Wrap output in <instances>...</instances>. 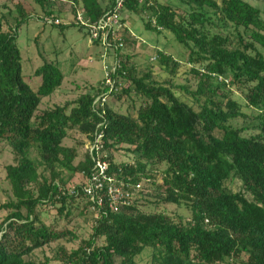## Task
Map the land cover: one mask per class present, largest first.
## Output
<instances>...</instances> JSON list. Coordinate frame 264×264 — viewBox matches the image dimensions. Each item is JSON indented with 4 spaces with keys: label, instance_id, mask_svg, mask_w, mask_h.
<instances>
[{
    "label": "trees",
    "instance_id": "trees-1",
    "mask_svg": "<svg viewBox=\"0 0 264 264\" xmlns=\"http://www.w3.org/2000/svg\"><path fill=\"white\" fill-rule=\"evenodd\" d=\"M58 1L33 0L41 14H29L18 4L13 23L0 17V153L8 149L14 161L4 169L11 199L0 205L6 213L0 222V264H50L28 258L58 242L77 243L74 250H57L60 264H137L146 250L149 264H264L261 11L244 0H174L175 8L157 0L141 5L125 0L121 22L129 27V16L135 15L146 32L167 33L185 51L184 63L162 49H152L156 61L148 60L171 78L181 64L188 66L185 85L158 82L151 71L140 76L139 65L125 52L128 45L138 48L137 42L126 40L123 50L107 56L118 61V68L111 74L116 91L107 94L104 114L92 107L108 91L104 80L72 102L39 111L64 75L57 63L44 61L33 73L40 79L33 91L22 75L17 40L20 27L35 17L59 18L60 25L39 24L43 28L83 30L62 21L68 14L64 10L55 13ZM114 3L108 0L103 7L98 0H73L69 14L82 9L92 23ZM187 77L193 78V89ZM125 99L132 108L139 102L135 118L110 106V101ZM245 121L252 124L249 129ZM72 131L90 145L102 135L100 153L106 156L108 174L144 181L140 201L119 213L105 204L94 217L82 186L97 153H85L74 165L77 149L62 145ZM119 150L126 151L125 161L115 160ZM32 151L38 161L31 159ZM75 175L81 182L73 189ZM151 201L186 213L144 211ZM47 206L58 216L51 225L38 211ZM75 216L91 224L88 239L69 227Z\"/></svg>",
    "mask_w": 264,
    "mask_h": 264
},
{
    "label": "rangeland",
    "instance_id": "rangeland-1",
    "mask_svg": "<svg viewBox=\"0 0 264 264\" xmlns=\"http://www.w3.org/2000/svg\"><path fill=\"white\" fill-rule=\"evenodd\" d=\"M69 1L72 2L73 0H59L55 13L60 9L62 11L64 10V14H68L66 16L64 15L65 18L62 17V21L65 20L70 23L73 20V16L69 14ZM98 1L103 7L108 4V0ZM157 1L160 4L170 5L173 8L179 6L174 0ZM244 1L258 8L264 19L263 0ZM18 4L22 5L23 9L29 14H41L40 8L33 2V0H0V17L3 14L10 23H13V19L17 17L14 7ZM2 6H5V8L3 9ZM129 20V28L139 41L137 42L138 48L128 45L125 52L133 56V61L139 65V75L141 76L142 74L151 71L153 78L158 82L171 79L175 85H185L184 76L188 72V66L181 64L177 76L171 78L165 74L162 69L158 68L156 64L152 63V65L148 61L153 51L152 49H162L166 53L171 54L175 59L183 61L184 63L186 59L185 51L177 46L167 33L157 36L146 32L143 28V23L135 15H130ZM17 45L21 54V67L24 81L33 91H36L40 86V79L35 78L33 73L44 63V61L51 64L57 63L59 70L64 75L60 88L57 89L54 95L42 101L39 111L72 102L81 93L88 91L92 87H96L97 84L105 78L104 66H109L111 64L110 59L102 61L99 58L100 54H102V49L99 47H93L89 44L85 29L78 30V28L70 27L61 32L58 28H43L33 19L20 27ZM262 53L264 55V51H262ZM187 78L193 89V78ZM239 94L236 95L239 96ZM131 103L130 100L126 99L123 100V102L110 101V106L121 114H131V116L135 118L136 113H134V111L138 107L139 102L137 101V103L134 104V108L131 107ZM238 125H243V123L239 121ZM245 125L247 129L252 126L249 121H245ZM68 135V138L63 141L62 145L64 147L77 149L78 158L74 162L75 165L83 160L84 154L88 152L89 143L85 141L82 135L75 131L69 132ZM125 152V150H119V152H116L114 156L115 160L125 161L128 158ZM30 157L32 160L38 161V157L34 151L31 152ZM12 164H14L12 154L8 149L3 150L2 153H0V205H3L11 199V191L5 180L4 169L6 166ZM39 171H41V169H39ZM80 182V177L75 175L70 184L71 186H75L80 184ZM232 189L234 191L237 190V181L234 182ZM143 208L144 211L147 212L162 210L168 214H173L175 212L181 214L186 213L184 208L177 209L173 205H155L152 201L148 205H144ZM38 211L46 225H51L58 217L56 209L51 206L41 207ZM5 215V212L0 211V222L4 219ZM60 224H64V221H60ZM69 227L75 229L81 239H88V236L91 233V224L88 220L86 221L85 217L80 218L75 216ZM60 247L66 249V251H71L76 249L77 243L68 244L65 242H58L45 246L36 250L28 260L44 262V260L47 259L50 264H60V261L57 260L58 258L56 257L57 250ZM150 255L151 252L146 250L143 255L136 259L137 264H149Z\"/></svg>",
    "mask_w": 264,
    "mask_h": 264
},
{
    "label": "built area",
    "instance_id": "built-area-1",
    "mask_svg": "<svg viewBox=\"0 0 264 264\" xmlns=\"http://www.w3.org/2000/svg\"><path fill=\"white\" fill-rule=\"evenodd\" d=\"M143 1L144 0H138V4L141 5ZM124 2L125 0H115L112 10L92 23L85 19L82 9H77L73 15V23L76 26L84 27L86 30L89 44L91 46L96 44L97 47L102 49V54L99 56L102 61L107 60L109 53L115 55L116 52L123 50L126 45V40L131 42L139 41L128 25L121 22V11ZM34 19L37 23L45 26L61 24L59 18H55L54 16L35 17ZM149 61L155 62L156 56H151ZM117 68L118 61L116 59H112L109 66H104L105 78L103 81V88H107L108 91L103 93L104 95H102L101 98H97L93 102L92 107L96 113L104 114L103 108L107 103V94L116 91L114 82L111 79V74H113ZM98 110H101V112ZM101 136V134H97L95 143L93 145L89 144L88 152L91 154L95 151L97 157L93 159V170L82 186V193L93 204L90 211L95 218L99 210L102 209L105 204L109 210L114 213H119L121 209L131 206L134 202L140 201V193L145 183L144 181L132 183L129 178L126 180H119L115 175L108 174V164L104 160L106 156L100 153L102 149L99 142ZM71 187L73 188L74 186Z\"/></svg>",
    "mask_w": 264,
    "mask_h": 264
}]
</instances>
